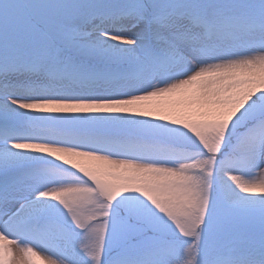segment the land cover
Masks as SVG:
<instances>
[{
  "label": "snow or ice",
  "instance_id": "1",
  "mask_svg": "<svg viewBox=\"0 0 264 264\" xmlns=\"http://www.w3.org/2000/svg\"><path fill=\"white\" fill-rule=\"evenodd\" d=\"M0 264H264V0H0Z\"/></svg>",
  "mask_w": 264,
  "mask_h": 264
}]
</instances>
